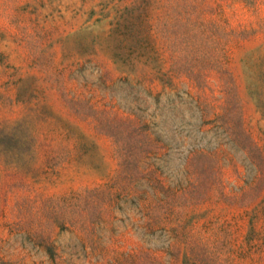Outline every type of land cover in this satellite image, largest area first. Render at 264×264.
<instances>
[{"label": "rangeland", "instance_id": "rangeland-1", "mask_svg": "<svg viewBox=\"0 0 264 264\" xmlns=\"http://www.w3.org/2000/svg\"><path fill=\"white\" fill-rule=\"evenodd\" d=\"M0 264H264V0H0Z\"/></svg>", "mask_w": 264, "mask_h": 264}]
</instances>
